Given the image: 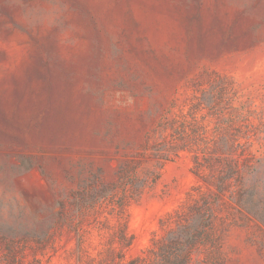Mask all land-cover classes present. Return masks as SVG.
Masks as SVG:
<instances>
[{"label": "rangeland", "instance_id": "1", "mask_svg": "<svg viewBox=\"0 0 264 264\" xmlns=\"http://www.w3.org/2000/svg\"><path fill=\"white\" fill-rule=\"evenodd\" d=\"M206 199L191 264H264V0H0V264H163Z\"/></svg>", "mask_w": 264, "mask_h": 264}, {"label": "trees", "instance_id": "2", "mask_svg": "<svg viewBox=\"0 0 264 264\" xmlns=\"http://www.w3.org/2000/svg\"><path fill=\"white\" fill-rule=\"evenodd\" d=\"M227 179L222 176L219 180L220 194L225 192ZM217 200H219V195ZM217 200L216 203H212L206 199L203 205L196 200L192 201V204H183L181 209L175 212L178 216L175 221L176 229H173L162 241H155V247L150 252L158 256L163 264H191L193 254L201 246H207L212 242L210 233L214 231V222L217 219L216 210L220 207ZM161 226L164 228V220L161 221ZM126 264H147V261L140 258Z\"/></svg>", "mask_w": 264, "mask_h": 264}]
</instances>
